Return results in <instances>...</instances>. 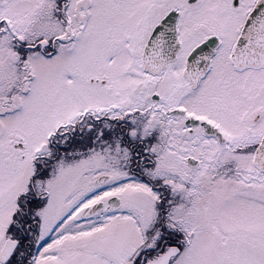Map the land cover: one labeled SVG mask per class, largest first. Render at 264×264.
<instances>
[{
	"label": "snow or ice",
	"instance_id": "6c2138e0",
	"mask_svg": "<svg viewBox=\"0 0 264 264\" xmlns=\"http://www.w3.org/2000/svg\"><path fill=\"white\" fill-rule=\"evenodd\" d=\"M0 264H264V0H0Z\"/></svg>",
	"mask_w": 264,
	"mask_h": 264
}]
</instances>
